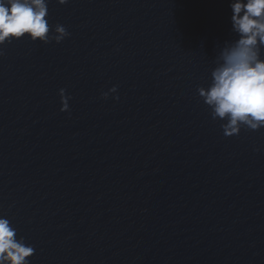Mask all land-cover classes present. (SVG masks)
<instances>
[{
    "label": "water",
    "instance_id": "1",
    "mask_svg": "<svg viewBox=\"0 0 264 264\" xmlns=\"http://www.w3.org/2000/svg\"><path fill=\"white\" fill-rule=\"evenodd\" d=\"M48 9L69 37L0 56V214L31 264H264V128L225 136L197 94L229 0Z\"/></svg>",
    "mask_w": 264,
    "mask_h": 264
},
{
    "label": "clouds",
    "instance_id": "2",
    "mask_svg": "<svg viewBox=\"0 0 264 264\" xmlns=\"http://www.w3.org/2000/svg\"><path fill=\"white\" fill-rule=\"evenodd\" d=\"M60 5L69 0H57ZM49 0H0V56L4 46L27 38L32 42L61 43L70 36L60 23L49 22ZM231 32L235 38L219 45L206 86L197 88L200 100L225 136L242 129L264 128V0H229ZM113 86L102 93L107 99ZM60 111H70V96L59 90ZM118 99V97H115ZM12 218L0 214V264H31L33 245L18 235Z\"/></svg>",
    "mask_w": 264,
    "mask_h": 264
}]
</instances>
